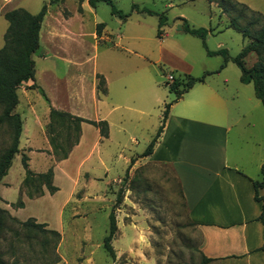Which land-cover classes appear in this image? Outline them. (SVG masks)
<instances>
[{"label":"crops","instance_id":"1","mask_svg":"<svg viewBox=\"0 0 264 264\" xmlns=\"http://www.w3.org/2000/svg\"><path fill=\"white\" fill-rule=\"evenodd\" d=\"M68 1L73 2L69 6L72 8L66 6ZM233 1L264 16V0ZM43 5L47 9L40 25L39 47L31 55L34 78L16 90L18 103L13 112L20 116L22 126L18 153L0 180V209L20 222L33 219L36 224L45 225L46 230L57 232L60 236L57 264H77L81 251L68 256L66 238L75 237L77 249L91 245L92 224L86 220H93L94 214L100 212L108 219L109 200L105 190L116 179L102 182L100 173L105 177L110 174L113 157L122 160L127 168L138 157L140 162L171 168L187 217L201 231L200 251L205 258L213 260L211 264H264V252L260 250L264 225L258 220L262 209L253 199L252 188V181L261 177L264 163V137L258 134L264 130V105L254 91L253 98L247 96L243 101L245 108L236 110L238 93L230 92L234 86H229L227 78L219 83L206 78L220 75L225 67H219L216 73L205 72L210 74L204 81L195 83L178 98L173 92L172 99L163 95L159 82L148 69L121 70L117 66V62L121 66L129 63L134 53L105 55L106 65L100 69L95 55L90 57L87 49L90 46L97 51L98 44L109 39L104 25L96 28L99 20L94 9L97 6L92 8L87 0L80 3L78 0H0V17L17 8L34 15ZM1 26L0 38L7 28V25ZM121 39L125 40L126 36ZM216 49L222 48L217 45ZM36 54L44 65L39 71L35 70L33 59ZM172 69L177 72V66ZM100 78L105 93L98 91ZM239 78L240 75L238 88L248 89ZM32 91L39 94L35 101L29 97ZM51 109L88 121H106L107 137H102L95 126L81 122L78 142L66 158L58 159L60 155L53 152L47 131ZM164 111L163 128L151 154L146 157H139L142 152L124 154L125 141L137 130V125L145 126L146 141L151 142ZM231 133L236 144L229 147ZM22 154L28 158V169L33 173L52 169V185L57 189L53 194L43 187L41 196L27 197L21 189L26 172L21 164ZM16 160L17 167L12 171ZM98 181L102 184L98 185ZM260 194L264 197V187ZM18 201L22 202L21 207L14 206ZM66 219L85 222L83 231L78 235L74 230L67 233ZM107 231L108 228L106 234ZM87 248L84 252L88 254L87 260L81 264H98L95 255H90L95 253L93 247ZM118 259L115 252V259L110 258L103 264H120Z\"/></svg>","mask_w":264,"mask_h":264},{"label":"rangeland","instance_id":"2","mask_svg":"<svg viewBox=\"0 0 264 264\" xmlns=\"http://www.w3.org/2000/svg\"><path fill=\"white\" fill-rule=\"evenodd\" d=\"M111 1L117 11L129 16L122 19L112 15L111 8L106 3H98L94 10L99 24L105 26L109 42H104L106 46L104 43L98 44L97 51L89 46L87 53L90 57L95 55V62L100 69L106 65L105 55L123 56L134 53L131 54L129 63L121 66L117 62V66L121 70L148 69L152 77L159 82L163 95H167L169 99H172L174 94L169 89L166 79L168 74H174L178 80L183 81L186 74L201 77L205 72H216L222 64L221 56L206 54L201 39L182 31L176 32L181 30L180 18L185 19L191 28L213 31L206 37L208 51L215 52L217 45H220L232 57L251 41L252 35L264 23L256 13L250 12L233 0H213L211 5L208 0ZM72 3L68 1L66 6L72 8L69 7ZM231 21L248 28L249 35L243 38L240 32L230 27ZM1 25H7L3 17H0V29ZM123 36H126L125 40L121 39ZM87 40L92 43L90 38ZM2 43L1 37L0 47ZM113 43L119 46L115 47ZM33 59L36 60V71L44 68L37 60V54ZM256 61L257 57L254 54H249L244 59L246 67H251ZM174 66H177L178 73L172 69ZM224 67L220 75L206 78L216 83L227 78L229 86H234L230 88V92L238 93L236 110H243L245 108L243 101L247 96H251L252 86L245 84L247 86L244 88L248 89H241V86L239 89L237 85L241 72L238 66L229 61ZM38 95L36 91H32L29 97L35 101ZM39 99L43 101L41 97ZM143 129L145 126L137 125V130L127 137L124 154L135 155L145 150L149 141H146L147 135ZM258 134L264 137V130H260ZM232 135L233 133L229 136V147L236 144V139ZM53 137L58 145L67 149L76 135L73 129L58 127ZM9 143L10 129L3 123L0 125V154ZM58 155L61 153L58 152ZM17 161L12 171L16 169ZM109 168L110 174L105 177L100 173V177L102 182L116 179L106 188L105 197L109 200L106 210L108 214L113 212L117 226L111 245L119 257L118 263L204 264L200 251L201 231L187 217L186 207L171 168L163 164L140 162L138 157L134 158L127 172V166L124 167L122 160L116 157L111 159ZM101 184L98 181V185ZM118 195H121L122 199L119 204H115ZM86 221L92 224L91 245H82L77 249L74 245L75 237L66 238L67 254L71 257L81 251L75 261L81 264L87 260L88 254L84 253L88 251L87 247H93L95 253L90 255H95L98 264H103L110 259L102 247L108 219L100 212L94 214L93 220L89 218ZM83 224L85 225V222L79 219L75 222L66 219V232L74 230L78 235L83 231ZM58 242L56 243L49 234L28 233L17 224L7 221L6 229L0 237V252L5 264H57L60 260L56 253Z\"/></svg>","mask_w":264,"mask_h":264},{"label":"trees","instance_id":"3","mask_svg":"<svg viewBox=\"0 0 264 264\" xmlns=\"http://www.w3.org/2000/svg\"><path fill=\"white\" fill-rule=\"evenodd\" d=\"M83 0H78L82 2ZM53 2V0H51ZM89 6L94 8L98 3H106L111 9L112 15H117L122 19H126L129 15H123L115 9L111 0H87ZM213 2V0H208ZM135 8V6H133ZM47 6L43 5L38 13L30 14L22 8H17L4 12L3 18L7 22V28L3 34V45L0 48V125L7 124L10 129V143L9 146L0 154V180L6 175L13 156L18 153V142L21 133V118L17 113H14V108L18 103L16 90L18 87L29 80L34 78V61L31 55L36 52L39 47V30L43 17L46 13ZM80 10V8H78ZM263 21L264 16L257 14ZM162 16L160 17V19ZM181 19V29L184 33L195 36L202 40L203 46L208 56L219 55L223 59L220 66L222 69L228 61L233 62L240 69V82L242 84H251L253 87L255 97L264 105V23L260 26L251 37V41L244 45L241 50L234 56H228L225 49H219L215 52L208 51L206 43H204L205 36L209 33L210 29L204 28H191L185 19ZM161 22L159 23V25ZM103 27V24H98L97 29ZM230 27L240 32L243 38L249 35V30L246 27H241L235 21L230 22ZM159 32V31H158ZM160 33H158V38ZM254 54L257 61L251 66L246 67L244 59L247 55ZM218 72V71H216ZM215 72V73H216ZM210 73H204L201 77H185L183 81L174 78V81L169 84V89L176 93L178 98L183 92L188 90L195 83L204 81V78ZM212 74V73H211ZM103 80H98V91L105 93ZM166 111L163 113L161 125L158 127L155 136L149 142L145 150L139 157H146L151 154L154 144L157 142L163 123L165 121ZM86 122L95 126L102 137H107L108 126L106 121H88L78 117H73L67 113L58 112L51 109L49 112V123L47 124V131L49 134L50 145L53 152L61 153L58 159L66 158L70 148L78 142L79 137V123ZM64 128L75 132L76 138L72 141L67 149L62 145H58L53 137L57 132V128ZM28 158L26 155H21V164L25 172V177L21 183V189L25 192L28 198L32 199L39 197L43 194V187L49 194H53L57 189L52 185V169L49 168L45 173L35 174L28 169ZM128 168L126 169L127 172ZM261 177L257 181H252L253 199L255 202L261 204V212L258 220L264 225V197L260 194V190L264 187V163L260 169ZM121 195L116 197L115 204L121 202ZM14 206L21 207L22 202L18 201ZM10 221L23 228L26 232H34L40 234H49L55 239L57 243L60 236L57 232L46 230L45 225L36 224L33 219H28L20 222L11 217L7 211L0 209V237L6 229V222ZM117 231L116 221L113 212L108 214V231L102 241V247L109 257L114 260L115 252L111 246ZM260 250L264 252V242ZM202 262L208 264L213 260L205 258L201 255ZM0 264H5L0 252Z\"/></svg>","mask_w":264,"mask_h":264},{"label":"built area","instance_id":"4","mask_svg":"<svg viewBox=\"0 0 264 264\" xmlns=\"http://www.w3.org/2000/svg\"><path fill=\"white\" fill-rule=\"evenodd\" d=\"M166 79H167L169 84H171L174 81V77L171 74H168V76H166Z\"/></svg>","mask_w":264,"mask_h":264}]
</instances>
